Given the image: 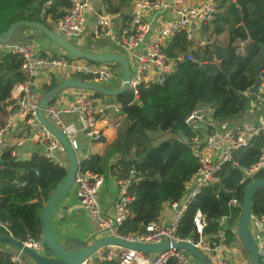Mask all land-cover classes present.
Returning <instances> with one entry per match:
<instances>
[{
  "label": "trees",
  "instance_id": "16d2710c",
  "mask_svg": "<svg viewBox=\"0 0 264 264\" xmlns=\"http://www.w3.org/2000/svg\"><path fill=\"white\" fill-rule=\"evenodd\" d=\"M41 2L0 0V36L14 22L33 21ZM103 3L106 14L123 16L122 10L130 8L132 0H103ZM65 7L64 2L54 0L51 13L56 16V10ZM221 9L223 11L214 22L202 31L207 35L210 28V38L226 34L223 46L215 42L218 54L224 59L215 60L214 52L208 46L212 40L192 49L179 36L169 42L165 51L172 60L177 56L184 58L175 62L164 83L141 86L136 99L129 92L105 97L106 101L120 107L124 124L117 130L103 159L117 155L115 163L109 166L115 179H126L131 172L133 177L126 191L132 198L130 217L119 227L120 236L143 232L147 225L158 220L165 205L177 203L183 196L186 184L198 168L191 147L197 132L185 124L189 114L205 106L212 111L214 122L227 123L242 117L252 101L253 96L247 93L256 85L258 69L264 72V0H226ZM236 40L248 42L245 56L235 53L233 44ZM76 79L90 81L80 76ZM22 80L19 57L0 53V127L11 91ZM55 85L57 83L53 81L43 86L42 95ZM91 94L95 98H104L98 93ZM156 132L171 137L154 144L152 134ZM262 153L263 134L254 137L248 147L235 151L231 162L222 166L217 181L201 189L188 206L175 231L176 237L193 243L198 241L193 224L198 211L206 220L203 237H211L223 229L230 241L237 237L240 242L237 225L244 191L252 181L264 179V171L251 176H246L244 171L252 168ZM103 159L93 155L82 160L80 168L100 176L104 173ZM0 166V236L12 237L22 243L41 239V210L63 182L67 168L54 165L39 152L27 161H19L11 149L1 154ZM13 182L25 185L15 187ZM232 198L236 199V206L229 205ZM263 216L264 189H259L251 201V217ZM221 218H225L224 225H220ZM243 250L249 263L248 252L244 247ZM10 255L0 252V264H12Z\"/></svg>",
  "mask_w": 264,
  "mask_h": 264
},
{
  "label": "built area",
  "instance_id": "2783aa9c",
  "mask_svg": "<svg viewBox=\"0 0 264 264\" xmlns=\"http://www.w3.org/2000/svg\"><path fill=\"white\" fill-rule=\"evenodd\" d=\"M53 1L42 0L37 12L39 21L65 41L72 39L77 47L85 32L84 13L90 9V0H57L66 4L63 14L59 17L51 13ZM225 2L226 0H135L123 26H116L110 16L100 15L94 25L93 36L97 40L104 39L115 45L118 53L126 59L130 69L127 92L136 99L141 86L164 83L175 62L183 60L182 56H177L173 60L167 56L165 50L169 42L182 36L192 49L203 45L201 41L204 38L203 27H208L214 22L216 16L223 11L221 6ZM247 44V41L236 40L233 44L235 53L245 56ZM0 53L18 56L23 75L22 82L16 84L11 91L10 103L6 106V116L0 127V156L10 149L14 155L15 150L23 145L21 138H14L13 142L8 141V135L16 129V126L23 125L33 130L39 143L40 153L54 165L66 169L68 160L61 144L37 120L42 82L51 75L59 80L58 82L74 80L80 76L89 78L91 83L103 86L116 76L117 65L90 63L60 49L53 53L43 51L32 40L0 45ZM70 90L73 89L63 90L44 108L43 113L45 119L64 135L69 147L76 153L79 149V134L91 141H99L102 130H117L121 126V119L109 121L108 114L121 112V109L108 101L93 97L91 92L84 90H77L71 102L63 103L62 100L66 99L65 95ZM59 97L60 101H57ZM262 106H264V77L261 78L252 104L248 106L245 114L253 115ZM211 113L209 108L201 106L186 118L185 124L197 132L191 147L198 161V168L186 184L181 199L177 203L168 205L173 213L172 217L162 220L160 216L155 223L147 225L141 233H133L125 237L118 234L119 227L130 217L129 204L132 198L126 195V191L133 178L132 172L126 179H115L117 196L112 204L113 216L107 217L102 213L99 203L102 176L78 167L73 179V188L83 211L96 228L93 238L114 236L131 243L149 244L184 241L176 237L175 231L188 206L201 189L217 181L219 171L223 165L231 162L235 151L248 147L254 137L264 135V122L260 124L214 122ZM64 115L76 118L77 130H69L66 127L62 121ZM259 171H264V153L252 168L244 171V174L251 176ZM13 185L23 187L25 184L13 182ZM229 205L236 206V199H230ZM178 207L179 211H177ZM250 220L253 230L259 231L257 235H252L257 248L258 264H264V216L250 217ZM219 222L220 225H224L225 218H221ZM193 224L199 239L196 243L191 240L185 242L196 247L210 264H248L247 259L244 262L242 258L244 250L237 237L230 241L223 229L211 237H203L202 231L206 226V220L198 211L193 218ZM23 244L38 253L41 252V239L28 240ZM22 255L20 251L11 254L10 263L25 264L23 259L26 258ZM105 262L197 264L186 252L174 249L153 255L110 246L96 251L84 264Z\"/></svg>",
  "mask_w": 264,
  "mask_h": 264
},
{
  "label": "water",
  "instance_id": "95a60500",
  "mask_svg": "<svg viewBox=\"0 0 264 264\" xmlns=\"http://www.w3.org/2000/svg\"><path fill=\"white\" fill-rule=\"evenodd\" d=\"M20 29H30L42 34L48 41H50L55 47L66 52L67 54L77 58L83 59L94 64H116L119 66L122 77V84L115 89H107L101 85L82 82L80 80H64L49 91L44 93L39 102L37 109V120L46 128L61 144L64 154L68 160V167L66 171V177L63 182L57 188V190L51 195L48 201L43 206L40 213V221L42 224L41 234V252H36L26 247L21 241L12 237H1L0 245L14 248V250L20 251L29 261L34 264H84L87 260L99 249L105 247H118L124 250L141 252L145 254H159L167 250L183 251L189 254L197 264H210L207 258L191 243L185 241L169 242L164 241L158 244L149 243H131L126 240L114 236H103L99 238H93L91 242H86L78 239H69L73 247L65 248L60 242H58L52 234L50 221L53 212L57 209L64 211L66 208L62 207L61 202L67 197L73 188V179L80 163L82 161L78 159L75 152L69 147L64 135L50 124L44 117V108L54 101L65 89L84 90L87 92L98 93L104 97H117L123 93H126L129 88L130 82V69L126 59L119 53H95L86 52L78 49L74 45V41L71 39L65 41L60 36L56 35L53 31L46 28L38 19L36 13L33 21H17L12 23L7 31L0 36V45L9 43L16 32ZM208 46L213 50L216 61L224 59L219 55L216 49L215 42L209 43ZM264 62V58H263ZM258 77L255 87L251 90V95L254 98L261 78L264 77V72L260 69L257 71ZM259 189H264V179L252 181L245 189L243 199L241 215L237 225V234L242 246L247 250L249 255V264H258L257 248L253 239V236L249 230L248 223L251 217V201L255 192ZM80 201V200H79ZM59 206V207H58ZM179 211V207L177 208ZM4 255V250L0 251Z\"/></svg>",
  "mask_w": 264,
  "mask_h": 264
},
{
  "label": "crops",
  "instance_id": "0c3cea01",
  "mask_svg": "<svg viewBox=\"0 0 264 264\" xmlns=\"http://www.w3.org/2000/svg\"><path fill=\"white\" fill-rule=\"evenodd\" d=\"M135 0H132L134 3ZM131 7V6H130ZM66 8V7H65ZM65 8H58L56 10V17H59L63 14ZM130 8H124L122 10L123 16L117 15H108L105 12V6L103 0H90V9L85 11L84 18L86 21L85 32L83 34L82 39L77 43V48L81 49L86 52H95V53H118V49L115 45L110 43L107 40L101 39L97 40L93 36L94 25L96 23L97 17L100 15H107L110 16L116 26H123L126 22L127 13ZM37 31L30 30V29H20L16 32L15 36L16 39L12 40V42H22L26 40H32L39 46L40 50L48 51L50 53L58 51V48L55 47L50 41L46 40L45 38H40L37 35ZM14 36V37H15ZM116 69V78L118 76ZM121 72V71H120ZM59 83L54 76H50L49 79L42 82L40 87V94H42V87L45 85H50L51 82ZM119 81V80H118ZM117 81V82H118ZM109 83V82H108ZM106 83V84H108ZM122 84V83H121ZM119 83L117 86L111 88L115 89L118 88ZM77 92V90L73 89L66 93L65 100H62L63 103H69L72 101L73 95ZM248 95L251 94V91L247 93ZM253 99V98H252ZM60 101V97L56 99ZM252 104V101L250 105ZM114 119H121V123L123 122L124 116L121 112L118 113H109L108 120L113 121ZM62 121L66 125L69 130H77L78 124L75 117L70 115H64L62 117ZM248 123V124H260L264 122V106L258 108L253 115L243 114L242 117L236 118L233 120H229L227 124H241V123ZM102 127V124H100ZM117 130L113 129H104L102 130V136L99 141H91L86 139L82 134H79L78 141H79V149L76 151V155L78 159H87L93 155L98 157L105 158L106 152L108 150V146L114 141L116 138ZM168 136V134H167ZM14 138H21L23 141V145L15 150V157L19 161H27L31 158V155L36 152H41L39 143L37 138L35 137L33 130L31 128H26L23 125H17L16 129L8 135V141L13 142ZM170 138V136H169ZM117 159L116 154H111L106 159L102 160V167H104V173L101 175L103 178V184L99 191V203L101 206L102 213L107 217L113 216V201L117 196V190L115 188V178L109 172V166L115 163ZM62 207L66 209L61 211L58 209L54 215V224L55 227L52 231L53 236L55 239L60 242L62 245L64 242H68L69 239H78L83 240L86 242H91L94 237L95 226L90 222L87 215L83 211L80 201L75 193V188H72L71 192L67 195L63 202H61ZM173 215L172 211L169 209L168 205L163 207V211L161 213V219L166 220L171 218ZM249 230L253 235V232H256L255 235L259 233L256 229L252 232V221L250 220L248 223ZM70 243V242H69ZM64 246V245H63ZM73 245L71 244L70 247L65 248H72ZM5 252L10 254H14L17 251L8 247V249H3ZM242 258L244 262L246 261V255L243 252ZM25 264H34L27 259H23Z\"/></svg>",
  "mask_w": 264,
  "mask_h": 264
},
{
  "label": "rangeland",
  "instance_id": "374dc122",
  "mask_svg": "<svg viewBox=\"0 0 264 264\" xmlns=\"http://www.w3.org/2000/svg\"><path fill=\"white\" fill-rule=\"evenodd\" d=\"M210 31H211V29L209 28L208 29V34L207 35H204V38L203 39H201V41H202V43H204L203 45H200V46H204L206 43H208V41H210V40H212L211 42H209V43H212V42H217L218 43V45L219 46H223L224 45V41H225V38H226V34L225 33H223V34H221L220 36H218L217 38L216 37H212V38H210V35H209V33H210ZM38 33V32H37ZM38 35V37H40V38H45L44 36H42L40 33H38L37 34ZM14 39H16V36L15 37H13V39L12 40H14ZM46 39V38H45ZM47 40V39H46ZM81 49H83V48H81ZM118 76H117V78L116 77H114V78H112L110 81H109V83L108 84H103V87L104 88H107V89H111V88H113V87H115V86H117L118 85V83H119V86H121V83H122V77H121V72H120V70H118ZM76 78H78V77H76ZM119 80V81H118ZM118 81V82H117ZM90 93V92H89ZM102 100H104V101H106V98L104 97V98H102ZM123 124H124V121L122 122V125H121V127L123 126ZM121 127L120 128H118V129H121ZM117 129V130H118ZM169 136L170 135H168L167 136V134L166 133H158V132H156V133H154V134H152V138H153V143L154 144H159L161 141H164V140H166V139H168L169 138ZM171 137V136H170ZM59 207V206H58ZM57 211V209L53 212V215H52V218H51V221H50V227H51V230H53L54 229V227H55V224H54V215H55V212ZM252 230V232H253V228L251 229ZM253 235H255V232H253ZM64 247H70L71 246V243H69V242H64ZM0 248L1 249H8V246H4V245H0ZM9 248H11V249H14V248H12V247H9ZM244 252V251H243ZM24 258H26L24 255H22ZM27 259V258H26ZM28 260V259H27ZM192 260H193V258H192ZM194 261V260H193ZM195 262V261H194ZM31 264V263H30ZM249 264V263H248Z\"/></svg>",
  "mask_w": 264,
  "mask_h": 264
}]
</instances>
